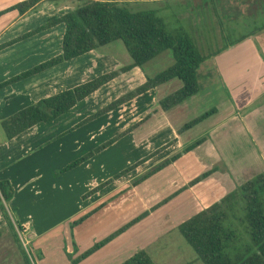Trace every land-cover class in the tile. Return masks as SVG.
I'll list each match as a JSON object with an SVG mask.
<instances>
[{
  "label": "crops",
  "instance_id": "crops-1",
  "mask_svg": "<svg viewBox=\"0 0 264 264\" xmlns=\"http://www.w3.org/2000/svg\"><path fill=\"white\" fill-rule=\"evenodd\" d=\"M18 1L21 0H0V10ZM72 1L80 2L78 0H45L22 15L15 9L4 12L0 15V45L32 31L44 24L50 16H60L73 10L77 4L74 5ZM63 33L64 24L60 23L1 48L0 83L59 54ZM239 49L240 53L238 54L241 61L238 64H232L225 58L228 57L229 49L210 59L212 64H209V71L215 75L217 72L219 77L224 76L225 82L227 81L225 85H222L227 88V99L220 91L221 86L219 88L216 83L211 82L207 87H202L198 98L202 99L213 94L215 105L210 106L207 110L215 108V112L180 133H178V129L184 123L181 124L174 115L179 109L181 111L188 109L195 103L193 98L199 93L200 86L198 92L191 97L168 110H162L158 101L180 88L182 82L180 81V83L177 78L131 98L115 109L91 120L89 124L75 126L112 100L119 98L121 94L143 84L146 81V76L138 66L120 72L68 112L51 122L37 124L9 140L5 139L2 132L3 136L0 138V179H7L13 188L14 193L10 207L13 209L16 207L20 224L26 223L27 229L36 228L35 220L32 218L33 213L29 214L27 210L29 204L27 203L26 207L25 202L20 204L17 202V198L23 194L30 195V199H36V196L37 198L41 197L40 200H36L39 204L35 203L40 206L39 211H42L44 207L52 209L56 205L60 208L65 207V201L69 198L70 202L74 200L79 208L80 205L83 207L80 209V215L90 212L73 227V243L77 248L76 251L73 249L71 239H68L69 242L65 245V252L72 255L70 260L64 257L55 264H69L71 259L110 236L142 213L146 214L140 220L125 228L75 264H119L140 249H144L150 255L154 264H197L195 257L178 263L173 259L160 258V263H158L155 257L167 256L172 245L170 241L161 243V238L177 230V226L193 214L218 201L255 174L264 171V101L255 108L244 112H235L237 111L235 102L250 103L256 97L264 95V59L261 58L264 56V44L259 51L251 48ZM108 53L109 51L97 48L1 87L0 120L40 98L74 87L100 74L118 70L132 62V59L127 60L126 57L123 62L121 58L124 57L121 54L113 53L112 56ZM221 59L227 62V64H223V67L218 64ZM204 61L197 69V77ZM73 75L75 79H79H73ZM211 75L212 79L217 77ZM71 81L74 83H70ZM116 84L118 87H124L122 92L114 93L112 91V88L117 87ZM56 87L59 88L55 90ZM109 94L112 95L108 97ZM95 95H99L97 104L93 100ZM76 111L79 113L75 114L76 119L73 124L60 133L66 135L84 126L86 135L91 134L92 136L95 133L94 144L91 143L80 156L121 134L132 125L139 124L74 169L68 170V172L82 170L86 174V178L65 179L64 188H62L60 179H53V181L52 179H43L49 176L46 169H44L46 171L43 172L44 175L42 174L43 176L38 178V175L42 173L39 170L38 161L47 157V154L41 151V147L48 145L46 143L50 144L58 135L51 139L49 138L54 133L48 135L49 138L36 137L35 140L39 141L41 145L36 146L38 148L33 147V150L36 149L29 154H24V151L35 141L34 139L30 141L28 139V143L25 141L26 136L36 128L45 129L57 120L69 119ZM121 111H127L129 114L121 113ZM67 126L68 124H65V127ZM200 137H205L202 143L187 152L182 151L187 144ZM68 148H71L70 143H67L66 149ZM159 148L161 150L130 171L118 178L114 177L124 167L136 163ZM179 152L180 156L173 162L147 179L133 184L135 180L133 178L141 175L142 170L153 168ZM70 154L68 153L67 157L70 158ZM105 157H107L108 163L116 159V163L121 162L122 166L117 170L107 171L104 165L106 164ZM70 162L72 160L61 168ZM209 170L212 172L208 176L191 183L194 178ZM68 172H64V177ZM101 182L103 184L101 188L86 196L85 199L82 197L90 186L101 184ZM73 186L74 189H72ZM65 190L69 191L68 195L64 192ZM31 192L34 194L31 195ZM42 195L45 196L42 197ZM45 197L49 199V202L53 198L54 201L47 206ZM80 197L84 199L81 204ZM59 199L61 200L59 201ZM163 200L166 202L153 208ZM50 231H52L50 228H46L33 231V233L38 237L44 236L45 232ZM73 251L74 253H72Z\"/></svg>",
  "mask_w": 264,
  "mask_h": 264
},
{
  "label": "trees",
  "instance_id": "trees-1",
  "mask_svg": "<svg viewBox=\"0 0 264 264\" xmlns=\"http://www.w3.org/2000/svg\"><path fill=\"white\" fill-rule=\"evenodd\" d=\"M42 1L45 0H21L0 10V15L14 9L22 15L28 10L35 8ZM80 1L73 10L60 16H50L44 24L32 31L26 32L8 43L0 45L1 49L44 29L51 28L60 23L64 24L61 52L0 83V88L11 82L27 78L71 60L115 40H121L132 62L118 70L100 74L74 87L40 98L36 102L17 110L10 116L1 119L0 129L6 140L14 138L37 124L48 123L57 119L99 87L116 77L120 72H125L134 66L142 68L144 64L164 51H167L173 59L171 65L155 73L153 76H147L143 84L110 102L104 108L96 111L75 126H80L86 121L97 118L131 98L166 83L173 78L179 79L182 84L177 90L159 99L158 104L162 110H168L198 92L197 69L206 58L212 56V53L207 56L199 50L197 42L186 24H180L173 29L167 28L165 17L159 14L160 9L131 10L126 5V2L129 0ZM216 2L218 1L215 0L211 3L213 5ZM249 2L251 5L259 2L262 5L261 10H259V6H255V14L251 15L249 22H247L248 29L245 32L239 33L237 37L228 43H224L223 47L230 46L264 29V18L263 20L259 19L260 15L261 17L264 16V0H251ZM214 112L215 108H211L185 122L178 129V133L190 128ZM138 124L136 123L133 126L135 127ZM132 127L76 158L58 170L57 173H62L78 166L117 140L122 134L131 130ZM204 139L205 137L197 138L187 144L182 151L187 152L193 149L202 143ZM161 148L140 159L129 168L115 174L114 177L118 178L125 174L161 150ZM180 154L179 152L165 159L151 170L137 177L133 181V184L141 182L142 179L170 164ZM211 172L209 170L200 174L191 183L205 178ZM13 193L14 191L10 182L7 179H0V211L7 225L13 231L24 263L31 264L15 232L14 222L10 218L5 205L11 201ZM9 211H11V208ZM145 214L142 213V215L132 219L110 236L95 243L91 248L72 259L69 264L79 262L112 237L138 221ZM15 224L17 228L21 229V224L18 221L15 220ZM177 230L194 251L196 259L203 264H264V171L255 174L218 201L181 222L177 226ZM119 264H154V262L144 249H140Z\"/></svg>",
  "mask_w": 264,
  "mask_h": 264
},
{
  "label": "rangeland",
  "instance_id": "rangeland-1",
  "mask_svg": "<svg viewBox=\"0 0 264 264\" xmlns=\"http://www.w3.org/2000/svg\"><path fill=\"white\" fill-rule=\"evenodd\" d=\"M210 1L212 2L215 0H129L128 2H126V5L131 10H142V9H151V8L160 9L159 14L165 17L167 28L173 29V28L178 27L180 24H186L188 29L191 31L193 37L195 38L197 45L199 47V50L204 55H207V56L210 53H212V56L206 58L204 63L202 64L201 72L199 71L198 83L200 86V91L193 98L195 103L192 106H190L188 109H183L182 111L180 109L178 111L175 110L176 115H174V117L177 120H179L181 124L198 116L200 113L207 110L210 106L215 105V96L213 94L210 96L204 97L202 99L198 98L201 93V88L207 87L208 85H210L209 83L211 82H213V84L216 83L217 85H219V88L221 86L220 91L222 95H224L225 98L227 99V88L222 86V85H225L227 81L225 82L226 79L224 80V76L219 77L217 72L215 75V73L209 71V64L210 65L212 64L211 63L212 61L210 59H213L215 55H218L221 52L223 53L225 50L229 49L227 53L228 57L226 56L225 58L227 59V61H231L232 64H238L241 61V59L239 58V54H238L240 53L239 48L241 49L251 48L252 50L257 49L259 51L262 45L264 44L263 42L264 38H262L264 35L263 34L264 29H262L256 32L255 34L247 36L246 38H244L243 40L239 42L233 43L232 45L227 46V47H223L224 43L226 42L228 43L230 40L237 37L239 33L245 32L246 29H248L247 22H249L250 16L255 14V6L256 7L259 6V10H261L262 8V5L259 2L251 5L249 2L251 0H247V1L217 0L218 2L213 3L212 5ZM80 2L72 1L74 5L76 4L78 5ZM263 18L264 16L263 17H261V15L259 16L260 20H263ZM98 48H101L104 51H109L108 54L112 56L114 55L113 53H115L116 55L121 54L124 57V58H121L123 62L126 59L127 60L131 59L123 43L121 42V40H115L113 42H110ZM261 58L264 59V56H261ZM172 62H173V59L170 57L169 53L167 51H164L160 53L159 55H157L156 57H154L153 59H151L150 61H148L146 64H144L141 69L143 71V74L146 77L153 76L155 73L171 65ZM219 62L218 64L222 65V67L225 64H227V62L224 61V59H221V61ZM249 66H253V65H249ZM225 68L226 66L224 67V69ZM249 69H252V68H249ZM93 72L96 73L95 71ZM211 74L217 77L216 78L214 77L212 79ZM72 77L73 79H75L74 75ZM77 79L79 78H76L75 80ZM72 82L73 81H71L70 83ZM58 88L59 87H56L55 90H57ZM123 88L124 87H118L117 85L116 88H112V91H114V93L117 91L122 92ZM243 91H244V88H243ZM111 95L112 94H109L108 97ZM122 95L123 94H121L120 97ZM97 96L99 95H95L93 97V100L96 101V104H97V99H99V97ZM263 101H264V95L263 96L261 95L260 97H256L253 101L251 100L250 103H244L243 101L242 102L237 101V103L235 102V108L237 109V111L235 112H238V111L244 112L249 109L255 108L257 105H260V103H262ZM100 103H101V100H100ZM105 106H103V108ZM126 110H128V108H126ZM122 112L125 114H129V112L127 111H121V113ZM76 113H79V112L77 111L74 112V114L70 116L69 119L57 120L56 122L52 123L50 126H48L45 129L42 127L40 129L36 128L31 133H29V135L26 136L27 139L25 138L26 143H28V139L29 141L32 139H34L35 141V142H32V144H30V146L26 148L27 149L26 151H24V154H29V153H32L36 148H38L36 146L40 144L39 141L37 142L35 140L36 137L37 138L39 137L47 138L48 135H50L51 133H54L52 134L50 138L48 137L49 139H51L52 137L58 135V137L55 140L51 141L50 144L46 143L48 145H46L45 147L43 145V147H41V151H44V153L47 154V157L44 160L42 159L41 161L40 160L38 161L39 170L42 172L40 175H38V178L44 175L43 172L48 171V174L47 173L45 174L49 176L44 177L43 179H52V181L53 179H60L61 181L60 187L62 188H64L65 179H85L86 178V174L82 170L79 171L78 169L75 172L67 171L68 173H66L65 177H64V174H65L64 172L66 171L62 173H57V171L63 165H65L68 161H71V160L73 161L74 158L84 153L85 149L89 145H91V143L94 144V139L96 137L95 133H93L92 136L91 134L86 135L85 128H84L85 126L81 129L74 130L66 135L60 133L65 128H69V126L73 124L74 120L76 119L75 118ZM94 119H91V120H94ZM91 120L82 123V125H85L86 123L89 124ZM65 124H68V126L65 127ZM132 128H134V126ZM59 133L62 135H60ZM2 136H3L2 130H0V138H2ZM67 143L68 144L70 143L71 145L70 149L69 148L66 149ZM33 147H36V148L33 150ZM68 153H71L70 158L67 157ZM104 160L106 162V164L104 165L107 171L111 169L117 170L118 168H120V166H122L121 162H119L120 164L116 163L115 161L116 159L111 160L109 163L108 161H106L107 157H105ZM132 165L133 164L124 167L123 169L120 170V172L124 169L129 168ZM44 169H46V171H44ZM97 169H98V166L96 170ZM151 169L152 168L148 170H151ZM148 170H144V171L142 170L141 173L144 174L145 171L147 172ZM148 177H146L145 179H147ZM38 178L36 177V179ZM136 178H133V179L136 180ZM143 180L144 179H142V181ZM102 186H103L102 182L101 184L98 183L97 185L90 186L87 193H85L82 197L85 199L86 196L91 195L93 192H95ZM66 189H68L67 186H66ZM72 189H74V186ZM25 191L28 192L27 190ZM25 191L24 193H26ZM64 192H66L67 195L69 194V191L67 190H65ZM33 194L34 193L31 192V195ZM43 196L45 195H42V197ZM82 197H80L79 199L80 204H81V201L84 200ZM40 198L41 197L37 198L36 196V199H30V195H27V194H23L17 198V202L19 204L22 202H25L26 207H27V203L29 204V206L27 207L28 213L29 214L33 213L32 218L35 220V224H36V228L32 230L31 228L27 229L28 228L27 224L24 223L25 228H26L24 232H22L21 229L17 228V225L15 224V220L18 221L16 207L14 209L13 207H10V202L5 204L9 212V216L14 222L15 232L18 235V238L22 244V247L26 251L31 264H55L57 263V261H61L64 257L65 259L67 258L70 260L72 255L71 253L68 254L65 252V245L69 242L68 239H71L72 241L71 243L73 244V249L74 251H76L77 248L74 246L75 243H73V233H74L73 227L79 224L86 217V215L89 214L90 212L84 215H80L79 214L81 212L80 209L83 207L80 205V208H79V206L76 205L75 201L72 200L70 202L69 198H67V200L65 201L66 203L65 207L60 208V206L56 205L52 209L44 207L42 211H39L40 206H38L35 203L39 204V202H37L36 200H40ZM60 200L61 199H59V201ZM45 201L47 203V206H49L54 201V198L49 202V199L45 197ZM164 202L166 201L163 200L159 202L158 204L154 205L153 208L158 207ZM97 207H101V206H97ZM10 208H11V211H9ZM76 221L78 222L75 223ZM46 228H50L52 231L48 233L45 232L44 236L36 237L33 233V231L36 232L37 230H40V229L44 230ZM168 241H170L172 244L171 247L169 248L170 252L167 254V256L159 255L155 257L158 263H160L159 262L160 258L173 259V261H176L177 263L179 261L191 260L193 257L196 258L194 251L185 242V240L183 239V237L180 235V233L177 230L171 232L170 234H167L160 240L161 243L168 242ZM74 251L72 253H74ZM196 263L203 264L199 260H196ZM0 264H25L21 251L15 241L13 231L7 225L6 220L4 219L1 211H0Z\"/></svg>",
  "mask_w": 264,
  "mask_h": 264
},
{
  "label": "built area",
  "instance_id": "built-area-1",
  "mask_svg": "<svg viewBox=\"0 0 264 264\" xmlns=\"http://www.w3.org/2000/svg\"><path fill=\"white\" fill-rule=\"evenodd\" d=\"M26 230L25 225L21 224V231L24 232Z\"/></svg>",
  "mask_w": 264,
  "mask_h": 264
}]
</instances>
